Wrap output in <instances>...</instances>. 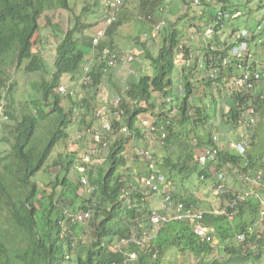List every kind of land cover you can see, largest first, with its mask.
Returning <instances> with one entry per match:
<instances>
[{
  "label": "trees",
  "instance_id": "16d2710c",
  "mask_svg": "<svg viewBox=\"0 0 264 264\" xmlns=\"http://www.w3.org/2000/svg\"><path fill=\"white\" fill-rule=\"evenodd\" d=\"M217 1L222 3L220 9L222 13L230 16L239 13V6L231 7L228 0ZM159 3V0L147 1L150 6ZM142 8L145 10V4ZM57 10L70 12L69 0H0V108L1 103L7 104L3 106L6 121L2 127L8 135L1 143L9 147L3 155L0 153V264H65L69 255L73 256L74 264H122L126 252H135L138 255L137 261L132 264H161V258L169 248L181 253H191L199 264H261L264 260V234L257 237L254 229L259 225L257 218L260 212H264L257 198L264 194V172L255 194L249 195L246 202H240L235 209L228 211V214L235 212L231 221L229 215L203 216L202 223L214 229L211 244L201 243L195 237L194 224L173 222L161 224L158 236L150 243H146L143 249L133 245L129 248L127 246L118 248V244L127 241L133 233H141L149 228L146 219L148 217L150 219L153 212L161 214L159 201L153 205L154 201L151 200L152 195L159 197V188L153 191L142 187L128 192L133 187L132 184L127 185L132 182L130 176L133 169H130L132 164L125 152L129 145L143 139L141 130L136 126L141 114H146L150 110L156 126L169 123L163 151L153 159L155 165L160 166V172L164 174L166 182L171 180L172 175H178L188 181L194 175L197 179L202 174L205 179L209 177L211 167L201 168L198 162L200 155L194 154L190 143L181 140L180 137L181 127L191 123L188 102L194 82L183 69L177 71L178 63L188 59L185 53L180 57L177 51L184 33L187 32V28L182 26L178 19L174 22L169 21L173 24L172 30L164 34L163 45L157 54L155 56L147 54L145 57L153 67L154 75L142 76L128 84L126 98L122 99L119 105L120 112L112 122V135L101 142V149L108 151L104 165L98 171L87 173L88 181L95 190L91 193L92 198L88 205L79 209L92 213L86 229V233L90 230L92 236L85 257L76 253V247L73 246L75 235L71 231L77 237H79L77 231L81 232L80 234L85 231L80 223L71 224L69 221H63L66 211L73 212L78 197V186H73L67 176L79 158L69 154L62 159L60 155V160L55 166L60 168L61 175L58 173L54 181L47 185L33 183L32 179L45 168L55 149L68 139L67 129L74 122L75 114L72 110L66 111L63 108L58 89L64 77L73 79L90 52V49L86 52L78 43L77 35L80 31L76 25L79 24V17L70 19V22L74 23V28L65 31L56 45L51 81L41 82L37 89L41 99L39 102H31L33 112L26 113L23 109L18 119L10 106L13 104L16 83L12 82L9 70L14 67L16 72L22 70L24 74L43 70L45 65L37 50L41 28L39 20L45 12ZM206 14H208L206 10L194 11L193 18L199 22L205 19L211 21L213 16ZM49 24L50 18L45 17L43 26ZM118 27L119 22L107 28L108 44L101 46L114 49L113 36ZM58 30L54 29V34H57ZM219 31L220 29L216 27V32ZM215 41L217 42V39ZM224 43H217L222 51L212 54L215 61L225 57L233 47L229 42ZM185 51L187 54V49ZM238 66L246 68L245 64L234 65V62L229 67L223 69L220 67L218 78L208 80L206 85L222 87L226 82L231 84L232 78L238 74ZM252 68L253 71H261L256 64H253ZM95 71L92 86L96 89L101 84L102 72L96 69ZM224 78L226 82H223ZM179 86L183 88L184 96L180 95ZM68 96L70 98V95ZM153 97L160 99L161 105L158 109L154 107ZM166 100L169 101L165 102ZM247 104L246 97L234 93L228 104L229 110L224 115L223 131L238 130L239 121L245 116L244 108ZM263 105L264 103L257 104V111L264 120L261 115L264 112ZM83 106L86 110L84 118L89 121L84 122L89 128L93 126L97 132L99 120L95 118V109L90 107L86 100ZM175 108L179 118L175 115L176 119H172L171 115ZM203 111L205 112V108L202 107L196 111L197 117H203L196 123V127H199V123L203 125L204 120L208 119L207 115H202ZM44 121L49 124L48 131L44 133L43 141L38 142L36 131ZM123 128H126L128 133L124 132ZM191 132L188 129L186 136ZM208 137L211 138L210 135ZM209 142L210 140L207 144ZM174 147H179L176 153L162 154ZM263 158L264 152L260 157L249 153L240 156L231 154L224 146L219 154L217 169L229 166L242 174L247 173L249 169L258 173L260 168L264 169V165L260 163ZM148 172L150 171L146 167L145 172L136 171L135 174L140 180ZM147 192L150 194L146 195ZM124 193L128 195L122 199ZM165 193L187 208L198 210L196 207L198 202L191 194L175 195L172 189ZM234 196L230 195V198ZM248 215L250 219L246 222L245 217ZM68 231L71 234H67ZM240 235H244L242 241L239 240ZM220 245L224 246L222 252L225 254L222 262L212 258ZM205 258L209 260L205 261Z\"/></svg>",
  "mask_w": 264,
  "mask_h": 264
},
{
  "label": "rangeland",
  "instance_id": "374dc122",
  "mask_svg": "<svg viewBox=\"0 0 264 264\" xmlns=\"http://www.w3.org/2000/svg\"><path fill=\"white\" fill-rule=\"evenodd\" d=\"M151 1V0H149ZM161 5L159 9H163V13L158 12L156 14V18H150L151 21H155V27L151 28L152 26L149 23H146L140 15L139 9L142 6L141 0H125L124 7L121 11L119 16V27L116 29V32L113 36L117 37L116 43L119 46H123L122 50L130 49V45L133 44V47L137 45H141L140 38H143V35L146 34L147 30H153L159 26L161 22V16L165 13V22L166 25L162 28V30H157L155 35H152V32L148 34L147 40L142 43V51H137L136 54H132L136 58L144 59L146 53L156 54L163 43L164 34L167 31L172 30L173 24L169 22L175 21V19H179L182 16L184 10V0H160ZM231 4V7H238L240 16L234 21H230V25L226 27V38L222 35V40H227L228 35L230 34L233 28L236 29H244L249 26H257L259 20L264 16V0H228ZM247 3V4H246ZM69 7H71V11H48L45 12L44 16L40 18L39 25H40V33H39V45L37 47L38 54L41 55V60L44 63V70L40 73H33V74H24L21 71H15L14 67H12L10 71V76L12 82L16 83L15 91H14V100L13 104H11V109L14 111V114L19 119L21 110L25 109L26 113H32L33 107L31 102L36 101L39 102L41 97L38 92V87L42 81L50 82L51 81V74L53 72V64L55 61V46L57 45L58 41L62 39L63 34L65 31L72 29L74 27V23L70 22V19L79 17V24L78 29L80 31V36L84 39L80 38L81 43H89L91 37L94 35L95 31L99 29L105 21V17L107 14V9L105 5L102 3V0H69ZM148 5H146L145 10L147 11ZM218 4L213 2L212 5L208 7L214 15L217 11H219ZM83 9H87L88 11H83ZM201 9H207L206 6L202 7ZM142 10V11H145ZM198 10V8H197ZM192 15V16H191ZM49 17L51 24L44 25V18ZM186 20H181L182 26L187 28V35L188 30L192 27V25H200L193 18V12L190 10L188 15L185 17ZM264 19V17H263ZM149 20V19H148ZM168 20V21H167ZM205 26L204 28H195L196 34L198 35V40L203 39L201 33L205 31L207 28H211L212 25L207 24V22L203 23ZM58 28L57 34H54L53 30ZM150 30V31H151ZM60 31V33H59ZM149 32V31H148ZM199 32V33H197ZM191 33V32H190ZM200 35V36H199ZM221 35V33L219 34ZM137 37V38H136ZM139 37V38H138ZM205 37V36H204ZM206 38V37H205ZM186 40V39H185ZM145 61V60H144ZM146 63V61H145ZM180 64V63H179ZM149 64L146 63V66L142 68L143 75H146V70L148 74H151L150 69L148 68ZM179 68L180 66L177 65ZM118 78L121 79V87L115 85L112 91L118 92L125 84L126 81L123 82L124 77L128 75L129 66H123V64L118 63ZM121 74L119 75V73ZM190 78L194 81L192 95L189 98L188 102V116L189 121L191 123L183 125L181 127V140L189 142L190 146L196 152V155H201L203 152L204 145L208 141L207 133H211V136L219 137L220 143L225 145V141L228 139L225 138L220 132L223 130L220 128L222 123H219L217 120L222 117L227 111V107L223 104L226 97L222 95V92H213L210 87L206 86L204 82L205 79H199L196 73L189 72ZM205 76V74H204ZM82 70L79 74L70 81V77H64L62 80L61 87L64 89V93L61 94L59 92V96L62 99V106L63 108L68 111L72 110L75 114L74 122L72 125L69 126V138L62 142L54 151L52 156L49 158L45 168L38 173L35 178L33 179V183L41 184H49L50 182L54 181L56 175L60 173V168L55 166L56 162L60 160V155L62 159L69 154H74L76 158H82L88 155H92L93 153L94 158L92 159L93 165L92 170L95 171L104 165L105 158L108 155V151L102 150L100 148L95 147L93 142V135L95 134V128H89L86 122H89L84 118L85 116V108L83 106V102L90 98V94L94 92V89L89 86L82 85ZM194 78V79H193ZM137 79V77L135 78ZM206 81V80H205ZM262 93L264 94V82L262 84ZM70 95V98L69 96ZM183 96V95H182ZM116 95L112 97L114 101ZM212 101V102H211ZM104 103V102H103ZM153 103L155 108L160 107V99L157 97L153 98ZM7 105L5 102L1 103L0 108V153L2 155L8 151L9 147L5 143H1V140L4 137H8L7 133L4 131L2 124L6 121L4 117V107ZM111 103L107 106V111L102 109L101 107H97L94 113L100 112L107 121L112 123L115 120L117 115L113 114V112H108ZM199 107L205 108V112H201L203 116H208V120H204V124L199 123V127H196V123L201 121V118L197 117L196 111ZM176 110V108L174 109ZM116 113L120 112V108L114 110ZM148 112H151L150 110ZM176 112L171 115L172 119H176L175 117ZM264 115V112H263ZM86 117V116H85ZM259 117V116H258ZM264 117V116H263ZM141 121L146 120L148 123H153L154 117L150 115V113H146L145 115H140ZM257 118L256 127L253 129H248L245 131V134L249 137L250 144L249 149L247 150L249 154H253L256 157H260L262 152H264V120ZM192 124V125H190ZM49 124L47 121L41 123L38 131H37V141L42 142L44 133L48 131ZM122 127V126H121ZM190 129L192 132L186 136L187 130ZM254 130H256L257 135L253 137ZM224 132V131H223ZM106 134V133H102ZM235 132L230 135L232 140L235 139ZM112 135V134H111ZM110 135V136H111ZM80 137V139H79ZM189 137L191 140L189 141ZM109 138V137H108ZM10 139V138H9ZM111 144V141H110ZM254 145V147H253ZM253 147V148H252ZM179 150V147L169 148L166 152L162 154H172L176 153ZM140 151H148L151 153L152 156H157L163 151L162 146L158 143L155 136L148 135L147 140H141L137 144L129 145L127 148L125 155L130 160L132 164L130 169H133L131 172V181L133 182L134 191L138 188L142 189L140 183H138V178L135 174L136 171L140 173L145 172L146 163L142 157L139 156ZM246 153V154H247ZM161 154V155H162ZM1 157V155H0ZM175 160V158H174ZM138 164L139 166H136ZM159 168V169H158ZM78 165L75 164L73 168L70 170L67 179L73 184V186H78V197L76 198L73 211L83 212L79 208L82 206H87L89 200L92 198V194L89 193V190L86 186L82 184V180L86 179V175H81L78 172ZM236 169V168H235ZM232 169L229 166H225L224 169L218 170L217 166H213L209 168L207 179L201 181L197 179L196 176H192L190 180H186L183 178L178 177V175H172L170 182V187L172 192L175 195L184 196V195H192L195 197L196 201L198 202L196 207L200 211L209 212V211H218L222 210L226 207L229 203L230 195H241L244 194L247 197L250 195L255 194V189L258 186V183L253 180L257 174L258 176L261 175L262 169L255 173L252 171L251 175H246L245 173H240L238 170ZM155 170L160 172V166L158 167L155 165ZM161 173V172H160ZM222 173L224 175V184H225V192L219 193L216 189V180L217 174ZM175 174V173H173ZM88 182V180H87ZM164 192V191H163ZM146 195L150 194L149 192L145 193ZM226 196V197H225ZM151 200L154 201L153 205L157 204V200L159 201V197L152 195ZM258 198V197H257ZM261 202V208L264 209V194L259 196ZM154 209L155 206H152ZM151 207V208H152ZM92 214V213H91ZM250 216L245 217V221L249 222ZM257 228L254 229L255 235L259 237V235L264 234V212H260L259 217L257 218ZM89 225V221L81 224L82 228L84 229V233L79 234V237L71 231L73 235H75V240L73 241V246L76 247L77 254L81 257H85L86 251L89 247V243L91 240V232L88 230L86 233V229ZM67 229V228H66ZM68 230V229H67ZM83 232V231H82ZM70 231L67 234H71ZM137 233V232H136ZM135 233V234H136ZM251 244V243H249ZM224 245V244H223ZM222 248L224 246H219L215 255L212 258L216 259L217 261H224L225 254L222 252ZM254 250V248H252ZM255 251V250H254ZM73 256L69 255L66 260L65 264H74ZM161 264H199L200 262L196 260L194 255L189 252L181 253L174 248H169L166 254L161 258ZM205 261H208L209 258H205ZM261 264H264V260Z\"/></svg>",
  "mask_w": 264,
  "mask_h": 264
},
{
  "label": "clouds",
  "instance_id": "9594fccd",
  "mask_svg": "<svg viewBox=\"0 0 264 264\" xmlns=\"http://www.w3.org/2000/svg\"><path fill=\"white\" fill-rule=\"evenodd\" d=\"M147 1H149V0H143L142 1V6H143V4H145V7H146V5H148L147 11L146 10L142 11L143 8L141 6V8L139 9V11H140L139 15L145 21H147L146 23H149L152 26L151 28H153V27H155V26H153L155 21H151L150 18H156L155 16L158 12L159 6L161 5V1L159 0L160 3L158 5L156 4L154 6H150L149 4H147ZM151 1L155 2L157 0H151ZM213 2H216L218 4V6H220L219 11H217L214 15H212L210 8L208 9V7L213 4ZM102 3L105 5V7L107 9L106 10L107 14L105 17L104 25L95 31V33L91 37V40L89 43H81L80 38L81 39H84V38L82 36H80V34L77 35V38L79 39L78 40L79 45L81 47H83V49L86 52H88V49H90V52L85 57V61L81 65V67H80L81 69L79 70V72L82 70V74H83L82 85L83 86H89L92 88H93V86H92L93 85V77L92 76L95 75V73H96L95 69L102 72V77H101V84H102L104 77H106V76L113 77L114 74H112V73L115 70H118V67H117L118 63L123 64V66H129L133 62L141 60L140 58H136L132 55L134 53V52L131 53L133 44L130 45V49L126 48V50H122V48H124V47L119 46L115 41L116 39H118L117 37H114L115 40H113L114 49H110L107 46H101L102 44H108L107 43L108 39L106 36V30L112 24L119 22V16H120L121 11L124 7L125 0H102ZM204 6L207 7L206 11H208V14H206V15H208V16L212 15L213 18H211L212 19L211 21L209 19H205L204 21H201V22L196 20L197 22L200 23V25L199 26L198 25H192L190 30H188L187 35H185L186 32L184 33V36H183L184 38L179 43L177 51H179L180 57L185 53V55H187L188 59L183 60L182 62H179V63L180 64L188 63V66H184L182 69L186 72V74H189V72H193V74L196 73L195 76H197L199 79H205L206 81L204 80V82H203V83H205V85L208 82V80L213 81V80H216L218 78V73L221 70L220 67H222V69L229 67V65L232 62H234V65H236L238 63L245 64V66H246L245 69L238 66V69H237L238 74H237V76H234L232 78L231 84H228L225 81L226 79L224 78L223 82L225 81L226 84H223L222 87H220V86L218 87V85H212L210 88L213 92H218V93L222 92V95H224V97H226V99L223 102V104L227 107L226 113L229 110L228 104L230 103L231 97H234V93L241 95L243 97H246L248 104L244 108L245 109V116H242L241 120L239 121L240 127L238 128L237 131L235 130V134H234L235 139L234 140H232L230 138V135H232L234 133L233 131H231V132H226V131L220 132L223 136H225V138L228 139L227 141H225V145H223V143H220L219 137L211 136V133H207V137L209 135L211 137V138L208 137V140H210V142L208 144H207L208 141L206 142V144L204 145L205 147L203 148V152L201 153V155L199 156V159H198L200 167L203 169L207 168V167H213L215 165L217 166L219 164V160H218L219 154H220V152H222V148L224 146L227 147L228 151L231 154H237L240 156L246 155V153L248 152L247 150L249 149V146H251V144H250L249 137L245 134V131L248 129H253L256 127V124H258L257 118L258 119L261 118V116H259V112L257 111V104H263L264 103V94L262 93V84L264 82V72H262V70L264 69V60L260 61L263 64L257 63L255 61L254 54H253V51L251 48V44L253 42H257V44L260 46L264 45V38L262 37L264 34V19H263L264 16H262V18L259 20V23L257 24L256 27L255 26H249V27L244 28L242 30L233 28L231 30L230 34L228 35L227 40H222V35L224 38L227 37L226 36L227 34L225 32L227 25H230V21L231 20L234 21L233 19L238 18L240 16V14L236 13L235 15L230 16L229 14L222 13L220 10L222 8V3H219L217 0H184V10L185 11L182 13V16L178 20L179 21H181V20L185 21L186 18H183V17H186L188 15V13L190 12V10H192V12H194V11L200 12L202 10H205V9H201ZM197 8H198V10H197ZM151 12H153V13H151ZM159 12L163 13V9L160 8ZM148 13H151V14H148ZM165 19H166V17H165V13H164L161 16V22L159 23L158 27H156L153 30H151L149 27L146 34L143 35V38H140L141 40H139V41L141 42V45L136 46V47H138L136 49V53H137V51H142V48H140V47L142 46V43L145 40H147L148 34H150L152 32V35H155L157 33V30H162V28L166 25ZM205 22H207V24H209V25H212V27L205 29L203 34L201 33V36H203V39H201V41L203 42L204 54H202L199 57H196V59L194 60L193 59L194 58V55H193L194 51L190 47V43L194 42L196 39L198 40V35L196 34L195 28H197V29L200 27L204 28L203 26H205V24H203V23H205ZM77 26H78V24L76 25V27ZM216 27H218V29H220L219 32H216ZM197 33H199V32H197ZM220 33H221V35H219ZM216 39H217V42L215 41ZM224 42H229L230 44H233V47L230 49L228 54H226L225 57L220 58L219 60L215 61L212 54L222 51V49L220 47H218L217 43L225 44ZM162 45H163V43H162ZM162 45H161V47H162ZM55 48H56V46H55ZM185 49H187V54H186ZM136 53H134V54H136ZM147 54H149L151 56H155L157 53L151 54V53L147 52L146 55ZM38 55L40 56V59H42L41 55L40 54H38ZM146 55H145V57H146ZM145 57H144L143 61L145 60L146 63L149 64L148 68H150V71H151V74H148V72H146V75L152 76V75H154V69L151 66L150 62H148V60ZM179 63H178V65H180ZM253 64H256L259 69L261 68V71L260 72L253 71V68H252ZM45 68H43V70ZM129 69H130V67H129ZM177 71L180 72L179 67L177 68ZM53 72H54V64H53ZM53 72H52V74H53ZM79 72L75 74L73 79L79 74ZM38 73H40V72H38ZM52 74H51V76H52ZM128 74H129V70H128ZM204 74H205V76H204ZM246 74H248L249 77H251V80L249 81V83L252 84V87L250 89L247 88L248 82L244 81V76ZM254 75L258 76V79H255ZM142 76H145V75H143V73H141V75L138 76L137 79H139ZM135 78H136L135 76L131 77L129 79H127V77H124L123 82L124 81H126V82H125L124 86L117 92L115 100L114 101L112 100L110 102L111 106H110L107 113H109L112 110L111 112H113L114 115L116 114L118 116V112L116 113L114 110L118 109L119 105L122 103V99L126 98V93L128 92V84L130 82L136 81L137 79H135ZM177 78L180 79V76L177 75ZM121 82L122 81L120 80V83ZM101 84L98 88H96V89L93 88L94 92L91 93L90 95H92V94L96 95L98 93V91L100 90ZM215 86H217V87L215 88ZM226 89L228 90L227 93H226ZM59 92L61 94L64 93V89L61 86L58 89V93ZM179 92H180L181 96L182 95L184 96V90L181 86H179ZM89 99L87 101V104L90 107H93V106H91ZM167 101H169V100H166L165 102H167ZM94 109H95L94 111H96V108H94ZM174 112H176V117L179 118V116L177 115L178 112L176 110L173 111V113ZM147 113H150V115H151V112H147ZM94 115H95V118L99 120V130H97L96 134H94L93 142H94L96 149L97 148L101 149L102 140L106 141L108 139V136H110V134L112 132V123L107 121L106 118H104L100 112L94 113ZM141 115H145V114H141ZM224 115H222V117L217 120L219 123H222V125L220 127L222 130L225 127ZM261 115L264 116L263 113H261ZM116 118L117 117H115V119ZM168 124H169L168 122H165L160 126H156V125H154V123H148L146 120L141 121L140 116H139L136 126H137V128H139L141 130V133L143 134L144 140L148 139V135L155 136L158 143L163 147V145H165L164 141H165V138L167 136ZM38 129H37V131H38ZM68 130H69V128L67 129V134H68V138H69ZM37 131H36V133H37ZM123 131L128 133L126 128H123ZM102 133H106V134H102ZM256 135H257V132H256V130H254L253 137ZM96 137H99V141L96 140ZM79 139H80V137H79ZM210 148L216 149L217 153H216L213 160L207 159V162L202 164L201 159L206 157V152ZM241 149H242V151H241ZM194 154H196L195 151H194ZM94 155L95 154L93 153L92 155H88V156L79 158L76 161V164L78 165L77 170L81 175L87 176L88 171L89 172L93 171L92 170V168H93L92 167V165H93L92 159L94 158ZM139 156L144 159V161L146 163V167L150 171V172L146 173L145 176H142L140 180L137 179L138 183H140V185H142L143 188L153 190L152 188L147 187L144 184V182L142 181L143 179L148 178L149 175L154 174L155 176L157 175V177L162 178V180L158 181V183L155 182V185L157 184V187L159 188L158 194H159V203H160L161 214H156L155 212H153L152 216H150V219H149V217L146 219L149 223V228H147V230H144L141 233H138V232L136 234L133 233L132 236L129 237V239L127 241H123V242L118 244L119 249H121L125 246H127L129 248L130 245H133L134 247L139 248V249H143L146 246V243H150L152 240H154L158 236L159 226L161 224H169V223H173V222H178V223L189 222V223H191L190 221L180 220L178 218L177 209H178L179 205H183L184 211L189 210L192 213L201 212V213H203V216L205 214H208L211 216H220V215L215 214L218 211L204 212V211H200V210H194L192 207L187 208L183 203L178 202L177 200L173 199L171 195L165 193L166 191L171 190V187H170L171 183L166 182L165 177L163 176L164 175L163 173H159L158 170L157 171L155 170V163L153 160L155 156H152L151 153H149L148 151H140ZM260 163L264 165V158L262 159V161ZM95 171H98V169H96ZM262 172H264V169ZM251 173H252V170L249 169L248 172L245 174L251 175ZM194 176H196V175H194ZM219 176L222 177L221 180L219 179ZM258 177H260L259 180L257 179ZM33 179H32V181H33ZM199 179L201 181H203L205 179L204 175L202 174L199 177ZM224 179L225 178H224V175L222 173L217 174L216 189L219 193L225 192ZM252 179L255 180L258 183V185H260L261 181L263 179V174L261 173L260 176H258V174H257ZM87 180H88V176H87ZM87 180L83 179L82 184L88 188L89 193H92L95 190V188L92 187L90 185L89 181L87 182ZM131 184L133 185V182L127 183L128 186H130ZM220 185H223L222 190L218 189V187ZM131 191H134V187H132L131 190H128V192H131ZM127 195H128V193H124L122 195V199L126 198ZM238 196H245L246 200L249 198V196L247 197L244 194L235 195L234 197L229 198L228 205L230 204V201L232 199H234ZM167 197L170 198V202L166 201ZM258 199H259V202L261 204H263L259 197H258ZM246 200L244 202H246ZM228 205L226 207H224L222 210H220V212L223 211L225 208H227ZM228 209L229 208H227V211L231 210V209H229V210ZM64 215H65V221H63V222L69 221L71 224H74V223L83 224L86 221H89L91 218V212L90 211H88V212L83 211V212H77V213H75L74 211L73 212L72 211L71 212L66 211L64 213ZM85 215H88V217L84 218L82 221H79L77 219L78 216H85ZM234 215H235V212H234ZM156 216L160 217L161 219H164L165 221L161 220L159 223H154L153 218ZM202 225L205 227L211 228L213 230V233H214V229L210 225H206L203 223H202ZM194 228H195V225H194ZM193 233L195 235L194 229H193ZM213 233H212V238H213ZM195 237L197 238L196 235H195ZM238 237H239L240 241H242L244 239V235H240ZM240 237H243V238L241 239ZM198 240L200 241V239H198ZM201 243H203V242H201ZM211 243H206V244H211ZM131 255H134L136 258L134 260H131L130 259ZM137 259H138V255L135 252H126L125 258H124V261L122 264H124V263L125 264H132V263L136 262Z\"/></svg>",
  "mask_w": 264,
  "mask_h": 264
},
{
  "label": "built area",
  "instance_id": "2783aa9c",
  "mask_svg": "<svg viewBox=\"0 0 264 264\" xmlns=\"http://www.w3.org/2000/svg\"><path fill=\"white\" fill-rule=\"evenodd\" d=\"M254 78L255 79H258V76L254 75ZM251 80V77H249L248 74H246L244 76V81L248 82L247 83V88L250 89L252 87V84L249 83V81ZM96 140L99 141V137H96ZM242 148V147H241ZM242 151V149H241ZM217 151L216 149L214 148H210L207 152H206V157L202 158L201 159V162L202 164L206 163L207 162V159L208 160H213L215 155H216ZM208 157V158H207ZM219 179L221 180L222 177L219 176ZM258 180L260 179V177L257 178ZM162 178L161 177H157L154 175V174H151L148 176V178L146 179H143L142 181L144 182V184L149 187V188H152L153 191H157L158 190V187L155 185V182L158 183V181H161ZM219 190H222L223 189V185H220L218 187ZM246 200V197L245 196H238L234 199H232L230 201V204L228 205L227 208L233 210L237 207V205L240 203V202H244ZM166 201L167 202H170V198L167 197L166 198ZM227 208H225L223 211L221 212H216L215 214L216 215H229L228 218L229 220L231 221L233 219V216H234V212H231L230 214H228V211H227ZM177 215H178V218L180 220H187V221H190L191 223H193L195 225V228H194V232H195V235L197 236L198 239H200L201 242L203 243H211L212 242V233H213V230L209 227H205L202 225V218H203V213L199 212V213H192L191 211L187 210V211H184L183 210V205H179L178 206V209H177ZM88 215H85V216H78V220L79 221H82L84 218H87ZM161 220L165 221L164 219H161L160 217L156 216L153 218V222L154 223H159ZM241 239L243 237H240ZM136 257L134 255H131L130 256V259L131 260H134ZM125 264V263H124Z\"/></svg>",
  "mask_w": 264,
  "mask_h": 264
},
{
  "label": "crops",
  "instance_id": "0c3cea01",
  "mask_svg": "<svg viewBox=\"0 0 264 264\" xmlns=\"http://www.w3.org/2000/svg\"><path fill=\"white\" fill-rule=\"evenodd\" d=\"M262 37L264 38V34ZM190 47L194 51L193 52V55H194L193 59L194 60L196 59V57H199L202 54H204L203 42L201 40L196 39L194 42L190 43ZM137 48L138 47H136V46L135 47L132 46L131 53L132 52L136 53ZM251 48H252V51L254 54L255 61L257 63L263 64L260 61L264 60V45L260 46L257 44V42H253L251 44ZM145 66H146V64L142 59L139 61H135L132 64H130L129 65V67H130L129 74L126 76L127 79L134 77V76L135 77L140 76L141 73H143L142 68H144ZM179 66H180L179 70H181L184 66H188V63H182ZM117 72H118V70H115L112 73V74H114L113 77L106 76L103 78V81H102V84H101V87H100V90L98 91V93L96 95H93V94L90 95L89 102L91 103V106H93L94 108L101 107L102 109L107 111V106L112 101V97L117 94V92L112 91V89L115 87V85L118 87H121V83H120L121 79L118 78ZM146 72H147V70H146ZM120 74H121V72L119 73V75ZM227 92H228V90L226 89V93ZM137 143L138 142H136L135 144H137ZM136 166H139V165L136 164Z\"/></svg>",
  "mask_w": 264,
  "mask_h": 264
}]
</instances>
